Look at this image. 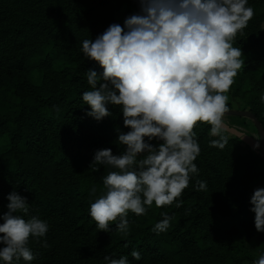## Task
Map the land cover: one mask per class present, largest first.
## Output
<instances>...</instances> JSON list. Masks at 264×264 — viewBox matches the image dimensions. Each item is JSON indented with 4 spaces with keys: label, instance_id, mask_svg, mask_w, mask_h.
Segmentation results:
<instances>
[{
    "label": "rangeland",
    "instance_id": "obj_1",
    "mask_svg": "<svg viewBox=\"0 0 264 264\" xmlns=\"http://www.w3.org/2000/svg\"><path fill=\"white\" fill-rule=\"evenodd\" d=\"M134 1L136 5L132 0H0V118L17 120L16 126H0V214L7 211L6 194L15 189L29 200L25 219L35 215L48 222L49 231L41 238L47 247L29 239L36 255L31 264H107L105 256L121 255H128L131 264H252L264 253V232L255 229L249 202L254 189L264 187V161L259 157L261 138L256 139L260 133L250 117L225 114L229 140L223 149L210 147L216 138L209 134L210 125L197 123L193 131L201 151L194 163L199 173L179 198L181 207L153 204L145 215L129 212V234L111 222V239L104 242L97 239L96 222L86 221L89 203L105 191L102 177L110 170L89 167L94 151L107 147L119 154L124 146L115 129H128L118 105L109 106L112 116L99 122L85 115L89 106L81 93L91 89L86 71L78 80L74 73L81 63L95 61L84 58L80 42L94 40L111 23L122 25L126 16L139 11V0ZM249 6L255 14L234 41L243 51L244 66L227 95L229 110L253 112L264 131V103L259 101L264 92V0H249ZM64 93L59 103L42 107L44 98ZM70 117L80 118L81 136L74 148L61 142L65 156L55 159L47 146L55 137L53 121ZM23 129L30 142L12 143L10 137ZM82 174L95 186L92 198L81 195L86 188ZM197 180L207 182L206 190L194 188ZM161 213L171 217L170 227L157 235L151 229ZM145 229L146 253L135 261L130 253L138 250L139 241L132 240Z\"/></svg>",
    "mask_w": 264,
    "mask_h": 264
},
{
    "label": "clouds",
    "instance_id": "obj_2",
    "mask_svg": "<svg viewBox=\"0 0 264 264\" xmlns=\"http://www.w3.org/2000/svg\"><path fill=\"white\" fill-rule=\"evenodd\" d=\"M254 14L249 0H139V11L126 16L122 25L111 23L94 40L80 42L84 58L103 69L86 71L91 90L81 93L89 106L85 115L99 122L112 116L109 106L118 105L128 129H115L122 152L96 149L89 166L110 169L102 177L105 191L89 203L88 215L98 230L110 232L116 222L115 228L127 236L129 212L142 216L153 204L181 207L179 198L199 173L194 161L201 149L193 131L198 122L210 125L209 134L216 137L210 147L223 149L228 143L227 93L244 66L243 51L234 41ZM259 101L264 103V92ZM194 188L206 190L207 182L197 180ZM5 198L0 264H31L36 255L29 239L47 247L41 238L49 224L35 215L25 219L29 200L15 189ZM249 202L255 229L264 232V187L254 189ZM161 216L151 229L157 235L170 227L171 217ZM130 256L142 259L135 248ZM104 260L131 264L128 255ZM252 264H264V253Z\"/></svg>",
    "mask_w": 264,
    "mask_h": 264
},
{
    "label": "trees",
    "instance_id": "obj_3",
    "mask_svg": "<svg viewBox=\"0 0 264 264\" xmlns=\"http://www.w3.org/2000/svg\"><path fill=\"white\" fill-rule=\"evenodd\" d=\"M132 5H136V1L132 0ZM25 23H29V22H25ZM25 23H23L22 25H20L18 27V29H21ZM97 63H81L75 70L74 73V79L78 80L80 78L81 73L88 71L89 69H99L100 66L96 65ZM66 98V93L64 94H58V95H50L49 97H46L42 100V107H49V106H53L57 103H59L62 99ZM229 108H231V106H229ZM35 114V113H34ZM256 115V114H255ZM257 116V115H256ZM258 117V116H257ZM72 119V120H71ZM259 119V118H258ZM260 120V119H259ZM10 121H12L13 123L10 124ZM22 121H24V118H22ZM71 121V122H70ZM261 122V121H260ZM8 123V125L10 126H16L17 125V120L11 116H6L4 118H0V126L2 125H6ZM31 121L30 119L26 122L25 125H30ZM55 127L54 130V139H49L48 140V151L50 152V155L52 157H54L55 159L60 158V157H64L65 156V152L64 150H60V144L61 142L67 147L68 144H70V148H74L75 145L78 142V139L81 136V132L80 128H79V124H81V120L80 118H72L70 117L67 120H61V121H53ZM26 129V128H24ZM24 129L22 131H19L15 134V136H11L10 139H12V143L14 142V140H17V143H29L30 140H27V138L25 137V132ZM259 157H262L261 154H259ZM264 161V159H263ZM14 178H18L17 174H13ZM80 179L83 181V186H86V188L84 189L85 192H82L81 195H88L89 198H92L95 196L96 193V189L94 184H92L90 177L87 174H82ZM45 201L47 202V205L50 206V198L48 196V194H43ZM47 207V206H46ZM48 208V207H47ZM51 208V206H50ZM49 209V208H48ZM86 221L92 223L95 222L94 220L91 219V217L88 215L86 217ZM84 226V224H81ZM94 225V223H93ZM148 233V229L143 230L138 237L135 240H132V242H136L139 241L138 244V251L141 252V256H143L146 251H145V247L147 248L148 244L145 243V239H146V234ZM97 239L100 241H109L111 238L109 237V235L107 234V232L105 231H98L97 234ZM151 243V242H149Z\"/></svg>",
    "mask_w": 264,
    "mask_h": 264
},
{
    "label": "water",
    "instance_id": "obj_4",
    "mask_svg": "<svg viewBox=\"0 0 264 264\" xmlns=\"http://www.w3.org/2000/svg\"><path fill=\"white\" fill-rule=\"evenodd\" d=\"M227 115H233V116H241V117H250L252 118L258 128V131L260 133V138H261V155L262 158L264 159V131H263V125L258 119V117L251 111H237V110H229Z\"/></svg>",
    "mask_w": 264,
    "mask_h": 264
}]
</instances>
